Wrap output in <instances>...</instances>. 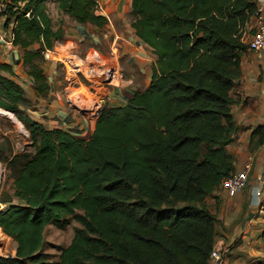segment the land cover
<instances>
[{"label": "trees", "instance_id": "trees-1", "mask_svg": "<svg viewBox=\"0 0 264 264\" xmlns=\"http://www.w3.org/2000/svg\"><path fill=\"white\" fill-rule=\"evenodd\" d=\"M56 1L78 25H109L94 0ZM132 1V28L156 57L153 80L128 105L101 109L88 141L33 120L16 73L0 65V109L25 126L34 149L8 163L15 201L1 202L0 230L16 256L0 255V264H210L218 221L207 199L236 172L231 92L257 1ZM2 17L16 22L14 46L45 97L42 53L62 29H53L46 0H12ZM255 135L257 148L264 127ZM71 219L81 228L53 262L45 232Z\"/></svg>", "mask_w": 264, "mask_h": 264}, {"label": "crops", "instance_id": "crops-1", "mask_svg": "<svg viewBox=\"0 0 264 264\" xmlns=\"http://www.w3.org/2000/svg\"><path fill=\"white\" fill-rule=\"evenodd\" d=\"M94 1L103 10L99 11L100 15L106 17L109 22L106 28L114 36L112 46L120 45L124 50L125 66H128L131 71H142L152 83L156 57L151 49L136 36L132 23L131 26L126 23L127 16L133 14V1ZM27 2L18 5L19 11H22ZM46 5L53 22V29L55 31L62 29L65 40L89 39L92 38L93 32L101 29L89 24H76L59 11L56 0H46ZM51 5L54 7V12ZM55 17L71 20L74 26L62 27L56 22ZM4 24V30L8 32L10 24L8 27L6 23ZM121 25L124 26L123 32L119 29ZM22 56V49L14 45L5 46L0 41V65L6 64L13 68L16 73V82L25 91L26 98L34 103L35 109L33 112L28 111V115L49 131L58 129L76 139L90 140L95 131L98 116L96 120H87L82 113L67 105V99L62 96L56 88L55 81L50 78L51 69L45 72L49 80V92L45 97H38L34 90V80L28 73L20 72L25 67ZM122 93V89L114 90V94L108 100L109 105L105 107L126 106L135 96V93L131 92ZM231 98V115L238 131L233 135V143L228 147V151L234 158L236 172L242 170L249 156L254 157V163L248 186L236 197H229L220 188L207 199L208 208L217 216L218 221L215 249L225 251L229 248L224 264H264V214L259 213L261 206L264 205V198L258 199L255 196L258 175L264 164V143L256 148L258 137L255 135L258 128L264 127V52L255 55L246 50L242 54L240 75L231 92Z\"/></svg>", "mask_w": 264, "mask_h": 264}, {"label": "rangeland", "instance_id": "rangeland-1", "mask_svg": "<svg viewBox=\"0 0 264 264\" xmlns=\"http://www.w3.org/2000/svg\"><path fill=\"white\" fill-rule=\"evenodd\" d=\"M51 6L53 11L54 7L53 5ZM55 20L62 27L74 26L73 22L71 20H67L66 18L61 19L55 17ZM132 22L133 17L131 15L127 16V25L131 26ZM253 23L254 17L248 20L242 32L244 34H249ZM119 29H122L121 31L123 32L124 26H119ZM98 30L99 31L97 32H93L94 34L92 38L81 40L74 38L65 40L63 33V39L54 43V48H56L55 51L58 54V58L63 61V57L69 56H65V54L71 53L81 59H84L86 56L92 55L95 51L100 56L101 61L99 63H101V65H104V63L114 64L116 61L118 62L120 68L119 74L122 75L123 81L120 89H122L123 93L131 92L137 94L140 93L139 91L143 93L148 90L151 85L149 77H147L142 71H131L128 66H125V58L123 54L124 50L120 45H114V47L112 46L114 36L110 34L106 27ZM58 58L54 57L52 60L43 59L44 62L42 63V68L45 72H48L49 69H51L50 78L52 81H55L56 88H58L62 96L67 99V102L69 100V102L74 104L75 107L86 106L87 108L90 106L91 102H96L98 104V111H95V113L92 114L82 113L87 120H96L100 110L109 105L108 100H110L111 95L114 94V89L105 86L101 87L99 84H95L94 82L89 83L80 73H76L75 77L69 79L64 65L59 63L57 60ZM27 70L28 69L24 67L23 71L20 72L27 74ZM74 97H78L79 100H82V102H75ZM33 104L34 103L31 100H28V105L25 107L27 114L28 111L33 112L35 109ZM67 105H69V103H67ZM9 115L11 116L0 114V210L4 208L1 206V202L3 200L15 201L13 186L14 180L12 178V174L8 170L9 161L15 155L34 153L32 142L30 141L29 133L25 126L19 122L14 115ZM80 228L81 226L72 219L63 229H60L54 224L47 228L45 232L44 250L45 253L50 256L51 261L57 262L59 260L62 251L71 245L77 229ZM0 255L2 258L16 256V245L14 241L11 238L6 237L1 230Z\"/></svg>", "mask_w": 264, "mask_h": 264}, {"label": "built area", "instance_id": "built-area-1", "mask_svg": "<svg viewBox=\"0 0 264 264\" xmlns=\"http://www.w3.org/2000/svg\"><path fill=\"white\" fill-rule=\"evenodd\" d=\"M11 2L12 0H0V12H5L8 6L11 4ZM98 7L100 12L103 11L99 5ZM257 7L258 9L254 16L253 26L250 29L249 34H244L242 32V39H241L242 43L246 45L247 51L255 55L264 52V0H257ZM25 17L30 18V14H26ZM0 20H1L0 41L5 46L12 47L14 45V40H15L14 29L16 28V22L12 21V23L9 25V29H8L9 31L7 32L6 30H4V25H5L4 23H6V17H2L0 18ZM55 50L56 49L45 50L42 53L43 58L45 60H52L54 57L58 58V54ZM69 54L73 55L71 53ZM70 55L68 57H63V61L59 58L57 60L61 65H64L65 70L68 74L69 72L67 71V67H69L68 64H71L72 73H74L75 75L76 73H80L84 77V74L82 73L81 69L79 67H76V63H77L76 59L83 60L84 62L89 64V62H87L88 56H86L84 59H81L76 55L73 56ZM90 56H92L94 60V65L102 66L101 63H99L101 59L97 52L94 51V53ZM73 62L75 66H72ZM95 78L96 77L92 79L95 81L92 80H86V81H88L89 83L94 82L95 84H99L101 87L105 86L112 88L114 90L121 88V85L119 84V79L118 77H116V74L112 75L111 73H109L106 78H103V80L98 83H97L98 80ZM119 78L121 82H123L122 75L119 74ZM68 103L69 106H71L72 108L75 107L74 104H71V102H69V100ZM74 109H76L80 113L92 114L95 113V111H98V104L96 102H91L88 108L86 106H81V107L76 106ZM253 163H254V157L249 156L242 170L239 172H235V174L232 177L224 181L222 185V189L226 192V194L229 197L231 198L236 197L241 191H243L248 186L249 178L253 169ZM255 196L258 199L264 198V164L262 165L261 171L258 175V184H257V189L255 191ZM263 206H261L259 212L260 214H264ZM228 251L229 248H227L225 251H220L215 249L211 254L210 264H224L225 256L228 253Z\"/></svg>", "mask_w": 264, "mask_h": 264}, {"label": "bare ground", "instance_id": "bare-ground-1", "mask_svg": "<svg viewBox=\"0 0 264 264\" xmlns=\"http://www.w3.org/2000/svg\"><path fill=\"white\" fill-rule=\"evenodd\" d=\"M66 54L70 55L69 53H66ZM66 54H65V56H66ZM70 56H73V55H70ZM70 59H72V58H70ZM76 60H77L76 67H79L81 69V71L84 74V78L86 80H92L94 77H96L95 79L98 80L97 81V83H98V82H101L103 80V78H106L109 73H111L112 75L116 74V77H118V79H119L120 85L123 84V82H121V80L119 78V69L120 68H119L117 61L114 64L104 63V65H102V66H97V65H94V60H93L92 56H90V55L88 56V61H87V62H89V64H87L83 60H79V59H76ZM68 66H69V67H67V71L69 72L68 78L71 79L72 77H75V74L72 73L71 64H68ZM72 66H75L74 62L72 64ZM83 90H84V87H83ZM74 101L77 103L82 102V100H79L78 97H74ZM0 114L11 116V115H9L8 112H6L2 109H0Z\"/></svg>", "mask_w": 264, "mask_h": 264}, {"label": "water", "instance_id": "water-1", "mask_svg": "<svg viewBox=\"0 0 264 264\" xmlns=\"http://www.w3.org/2000/svg\"><path fill=\"white\" fill-rule=\"evenodd\" d=\"M7 112V111H6ZM9 113V112H8ZM9 114H11V113H9Z\"/></svg>", "mask_w": 264, "mask_h": 264}]
</instances>
